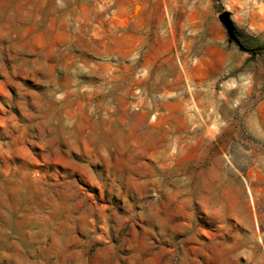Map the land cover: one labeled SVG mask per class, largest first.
<instances>
[{"label": "rangeland", "instance_id": "obj_1", "mask_svg": "<svg viewBox=\"0 0 264 264\" xmlns=\"http://www.w3.org/2000/svg\"><path fill=\"white\" fill-rule=\"evenodd\" d=\"M263 2L0 0V264H264Z\"/></svg>", "mask_w": 264, "mask_h": 264}, {"label": "crops", "instance_id": "obj_2", "mask_svg": "<svg viewBox=\"0 0 264 264\" xmlns=\"http://www.w3.org/2000/svg\"><path fill=\"white\" fill-rule=\"evenodd\" d=\"M238 1L241 2L243 5H246L247 0H238ZM262 6H264V2L262 3Z\"/></svg>", "mask_w": 264, "mask_h": 264}, {"label": "trees", "instance_id": "obj_3", "mask_svg": "<svg viewBox=\"0 0 264 264\" xmlns=\"http://www.w3.org/2000/svg\"><path fill=\"white\" fill-rule=\"evenodd\" d=\"M235 30H236V28H235Z\"/></svg>", "mask_w": 264, "mask_h": 264}]
</instances>
